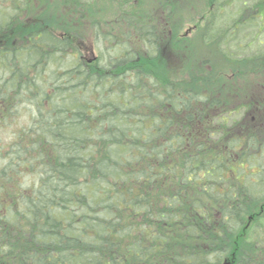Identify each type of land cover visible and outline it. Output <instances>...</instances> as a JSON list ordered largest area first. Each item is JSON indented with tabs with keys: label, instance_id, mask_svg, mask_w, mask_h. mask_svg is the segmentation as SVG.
<instances>
[{
	"label": "trees",
	"instance_id": "trees-1",
	"mask_svg": "<svg viewBox=\"0 0 264 264\" xmlns=\"http://www.w3.org/2000/svg\"><path fill=\"white\" fill-rule=\"evenodd\" d=\"M152 1L0 0V134L34 108L0 135V264H264V48L238 51L264 43V1L214 0L200 72L174 79Z\"/></svg>",
	"mask_w": 264,
	"mask_h": 264
},
{
	"label": "rangeland",
	"instance_id": "rangeland-1",
	"mask_svg": "<svg viewBox=\"0 0 264 264\" xmlns=\"http://www.w3.org/2000/svg\"><path fill=\"white\" fill-rule=\"evenodd\" d=\"M213 1L214 0H157L156 5L155 0H153L150 4H148V6H146L147 11H144L145 16H152L153 18L157 17L159 19H162L163 23L167 25V29L169 32L167 39L163 42L161 57L157 58L156 60L153 59L151 62L154 71L158 73V75L167 77L169 79L178 78L179 76H181L180 78H191V75L193 76L200 72L197 67L192 66L195 60H197L198 62L199 59L201 60L199 51L197 53L194 47H192V44H194V42L196 41L198 26L201 23V19H203V17L208 12L214 9V6L216 5V3L213 4ZM245 1L246 0H235V5L233 7H235V9H238ZM256 1L257 0H247V3L249 6H252ZM103 7L104 10L108 12L106 16L113 13L111 12L110 5H105ZM257 8L258 6L254 7L252 10H249L247 14L258 13V11H256ZM112 9L114 11L113 6ZM227 10H231V8H226L225 11ZM173 22L181 25L179 27V34L178 36H175V39L172 38L174 30L171 24ZM197 22L198 24H195ZM251 30V28H247L243 31V33L240 32L239 41L240 39L242 43L249 41L252 34H254L250 32ZM263 36L264 30L261 31V35L259 36V38ZM76 39L77 41H75V43L77 52L81 51L84 56H86L88 64L95 65L96 59L99 56V51L97 49H103L104 47L102 46V44H97V42L95 41V33L93 27L89 23H86L84 34L82 36H76ZM236 44L238 45L239 43L236 41H231L227 44V46L231 49L236 50ZM261 48H264V43H260L257 40L256 44H254L253 46L246 49L240 48L238 51L240 52V54H250V52L256 51ZM101 49L99 50L101 51ZM205 58L209 61H214L216 59L215 57ZM105 60L103 63L106 62ZM208 67L210 68V66ZM251 74L257 76L256 73L254 74V72H251ZM235 77V73H231L229 75L230 79H234ZM195 82L196 80H194V83ZM255 85L257 88V92H261V89L264 90V87L259 86L257 83ZM262 94H264V92ZM29 108L30 106H25V104L20 105V111L18 114L19 117L17 121L13 122L15 124H13L12 126L8 124L7 126L1 128L0 135L5 140V143L11 140L14 130L18 129L24 123L29 121V119L31 118V114L34 113V108H32V110H30ZM254 113L255 112H249L246 109L242 111V115H246V117H251L252 115H254ZM235 115L236 117H240L241 112H239L238 114L235 113Z\"/></svg>",
	"mask_w": 264,
	"mask_h": 264
}]
</instances>
